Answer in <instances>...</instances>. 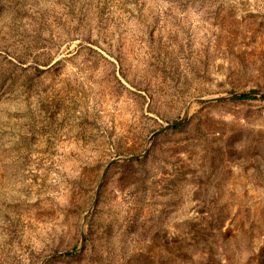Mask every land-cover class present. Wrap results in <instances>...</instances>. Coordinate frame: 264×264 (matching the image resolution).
Returning <instances> with one entry per match:
<instances>
[{"label": "rangeland", "instance_id": "1", "mask_svg": "<svg viewBox=\"0 0 264 264\" xmlns=\"http://www.w3.org/2000/svg\"><path fill=\"white\" fill-rule=\"evenodd\" d=\"M249 94L264 0H0V264H264Z\"/></svg>", "mask_w": 264, "mask_h": 264}, {"label": "water", "instance_id": "2", "mask_svg": "<svg viewBox=\"0 0 264 264\" xmlns=\"http://www.w3.org/2000/svg\"><path fill=\"white\" fill-rule=\"evenodd\" d=\"M249 96H260V97H264V94H260V95L249 94ZM213 100H214V101H220V100H224V99H213ZM181 122H182V121L176 123L175 125H178V124H180ZM173 126H174V125H170L169 127H164L163 129H161L160 131H158V133L164 132V131H166L168 128L173 127ZM136 158H138V157H128V158H124V159H122V160H124V161H130V160H133V159H136ZM113 162H114V161H113ZM113 162L109 163L108 166H110ZM108 166H107V168H108ZM83 242H84V237H82L81 246H82Z\"/></svg>", "mask_w": 264, "mask_h": 264}]
</instances>
